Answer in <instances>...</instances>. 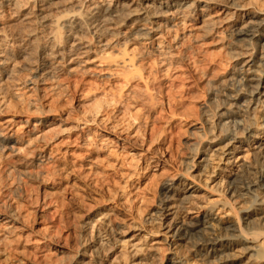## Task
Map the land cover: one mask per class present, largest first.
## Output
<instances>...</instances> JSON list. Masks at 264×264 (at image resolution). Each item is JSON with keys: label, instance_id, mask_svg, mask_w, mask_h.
Returning a JSON list of instances; mask_svg holds the SVG:
<instances>
[{"label": "clouds", "instance_id": "obj_1", "mask_svg": "<svg viewBox=\"0 0 264 264\" xmlns=\"http://www.w3.org/2000/svg\"><path fill=\"white\" fill-rule=\"evenodd\" d=\"M0 264H264V0H0Z\"/></svg>", "mask_w": 264, "mask_h": 264}]
</instances>
